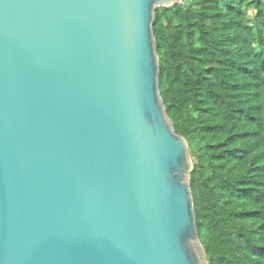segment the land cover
<instances>
[{
    "label": "water",
    "instance_id": "obj_1",
    "mask_svg": "<svg viewBox=\"0 0 264 264\" xmlns=\"http://www.w3.org/2000/svg\"><path fill=\"white\" fill-rule=\"evenodd\" d=\"M177 0H0V264H208L153 37Z\"/></svg>",
    "mask_w": 264,
    "mask_h": 264
},
{
    "label": "trees",
    "instance_id": "obj_2",
    "mask_svg": "<svg viewBox=\"0 0 264 264\" xmlns=\"http://www.w3.org/2000/svg\"><path fill=\"white\" fill-rule=\"evenodd\" d=\"M152 30L206 261L264 264V0L156 7Z\"/></svg>",
    "mask_w": 264,
    "mask_h": 264
},
{
    "label": "rangeland",
    "instance_id": "obj_3",
    "mask_svg": "<svg viewBox=\"0 0 264 264\" xmlns=\"http://www.w3.org/2000/svg\"><path fill=\"white\" fill-rule=\"evenodd\" d=\"M183 0H177V3H181ZM249 15H251V14H249Z\"/></svg>",
    "mask_w": 264,
    "mask_h": 264
}]
</instances>
